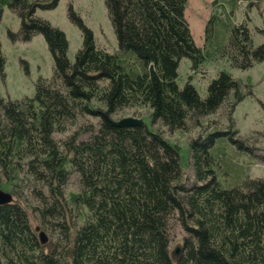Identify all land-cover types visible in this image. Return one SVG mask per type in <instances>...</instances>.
Wrapping results in <instances>:
<instances>
[{
    "label": "trees",
    "instance_id": "16d2710c",
    "mask_svg": "<svg viewBox=\"0 0 264 264\" xmlns=\"http://www.w3.org/2000/svg\"><path fill=\"white\" fill-rule=\"evenodd\" d=\"M103 1L117 49L97 47L69 7L82 32L70 60L65 33L35 14L58 0H0V16L7 6L20 20L9 38L41 33L53 59L31 96L0 98V186L12 196L0 204V264H264V178L246 175L230 146L245 142L232 114L251 91L224 70L204 96L189 79L176 81L183 57L192 70L222 57L240 69L264 60V40L254 45L246 22L233 18L238 1L255 0H212L201 46L184 17L187 0ZM257 30L264 36V20ZM4 61L0 46V70ZM136 106L168 133L197 130L191 180L182 179L179 145L158 128L104 116ZM220 109L227 130L206 129L202 119ZM176 227L184 233L174 257Z\"/></svg>",
    "mask_w": 264,
    "mask_h": 264
},
{
    "label": "rangeland",
    "instance_id": "374dc122",
    "mask_svg": "<svg viewBox=\"0 0 264 264\" xmlns=\"http://www.w3.org/2000/svg\"><path fill=\"white\" fill-rule=\"evenodd\" d=\"M211 1L187 0L184 8V17L189 24L194 41L200 46L204 41V25L213 9ZM69 7L91 29L97 47L104 48L109 52L117 49V41L103 0H58V3L52 8H36L37 16L47 20L52 26L58 27L65 33L68 42L66 55L70 60H73L76 50L82 43V32L69 17ZM218 11L220 10L218 9ZM233 18L236 23L246 22L254 45L264 40V36L257 30L262 26L264 20V0H255L252 5H249L247 1H238ZM19 24L20 20L17 15L11 12L7 6H3L0 16V46L5 58L3 68L0 70V98L2 99L31 96L37 78L39 76L49 77L52 72V55L41 33L34 34L26 41L9 38L7 30H17ZM219 70L227 71L231 76L239 79L243 91H251L235 105L232 114L233 129L237 132L236 137L244 139L245 142L239 148L237 144L230 146L236 152L241 151L239 153H241L242 160L239 164L244 167L243 172L246 175L264 178V60L258 61L248 68L240 69L231 66L229 61L222 57L213 61L205 60L196 70H192L189 58L183 57L178 63L176 81L179 86H182L189 79L198 93L204 96L207 83ZM133 113L135 114L133 115ZM126 116L141 118L148 129L156 131L158 128L164 138L170 142H176L179 145L182 179L186 178V181L189 177L191 180L193 172L189 139L196 134V129L190 133H168L160 122L153 123L151 121L149 109L145 106L127 108L124 112L109 117L116 120ZM92 121L96 124L94 119ZM202 122L209 130L212 128L227 130L228 121L224 117L222 109L213 115L205 116ZM0 189L10 193L8 183H2ZM30 222L35 229L38 227L34 217H30ZM36 230L39 231V227ZM183 233L179 227H176L172 235L170 247L174 257L175 249L179 247Z\"/></svg>",
    "mask_w": 264,
    "mask_h": 264
},
{
    "label": "water",
    "instance_id": "95a60500",
    "mask_svg": "<svg viewBox=\"0 0 264 264\" xmlns=\"http://www.w3.org/2000/svg\"><path fill=\"white\" fill-rule=\"evenodd\" d=\"M106 120L110 124L118 125V126H131V125H136V124H141L143 123V120L139 117H134V116H126L117 120L111 119L109 116L106 114L104 115ZM11 194L8 192H5L0 189V204L9 202L11 200ZM38 229V227H36ZM38 238L41 243H45L47 240V236L43 230L38 231Z\"/></svg>",
    "mask_w": 264,
    "mask_h": 264
}]
</instances>
